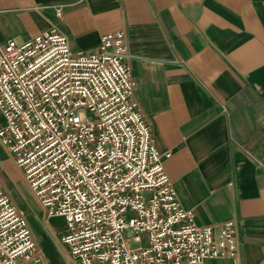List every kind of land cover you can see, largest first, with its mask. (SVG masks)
Segmentation results:
<instances>
[{"label": "built area", "instance_id": "built-area-1", "mask_svg": "<svg viewBox=\"0 0 264 264\" xmlns=\"http://www.w3.org/2000/svg\"><path fill=\"white\" fill-rule=\"evenodd\" d=\"M63 19V8L54 6ZM75 53L57 26L0 45V141L72 264H206L240 256V222L200 226L182 206L136 100L126 31ZM227 114L224 103L217 101ZM0 178V264H45Z\"/></svg>", "mask_w": 264, "mask_h": 264}, {"label": "crops", "instance_id": "crops-1", "mask_svg": "<svg viewBox=\"0 0 264 264\" xmlns=\"http://www.w3.org/2000/svg\"><path fill=\"white\" fill-rule=\"evenodd\" d=\"M52 26L75 53L126 31L136 100L156 149L171 153L165 169L182 206L200 226L240 222V256L206 264H264V0H0V45ZM0 178L45 264H72L65 220H47L1 141Z\"/></svg>", "mask_w": 264, "mask_h": 264}, {"label": "rangeland", "instance_id": "rangeland-1", "mask_svg": "<svg viewBox=\"0 0 264 264\" xmlns=\"http://www.w3.org/2000/svg\"><path fill=\"white\" fill-rule=\"evenodd\" d=\"M17 188V187H16ZM23 191L26 193V190H24V188H23ZM18 194H20V192H18ZM21 195V194H20ZM28 198V197H27ZM29 220V219H28ZM29 224H30V222H29ZM31 227V226H30ZM39 243V242H38Z\"/></svg>", "mask_w": 264, "mask_h": 264}]
</instances>
